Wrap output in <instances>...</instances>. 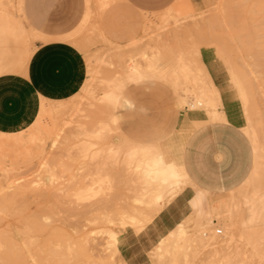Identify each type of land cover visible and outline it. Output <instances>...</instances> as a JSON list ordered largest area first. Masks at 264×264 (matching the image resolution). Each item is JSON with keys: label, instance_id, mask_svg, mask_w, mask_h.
Returning <instances> with one entry per match:
<instances>
[{"label": "rangeland", "instance_id": "1", "mask_svg": "<svg viewBox=\"0 0 264 264\" xmlns=\"http://www.w3.org/2000/svg\"><path fill=\"white\" fill-rule=\"evenodd\" d=\"M218 1L173 0L152 10L147 0H85L84 15L71 31L87 64L81 90L65 101L43 100L25 130L0 132V264H259L264 0H224L216 8ZM195 36L205 37L198 60L189 46ZM41 42L21 0H0V74L23 72ZM218 52L248 86L247 117L238 94L222 91L231 76ZM132 57L142 64L138 81L126 73ZM201 70L216 90L214 98L201 83ZM108 91L126 96L128 104L114 108L102 98ZM217 115H229L253 143L255 164L247 180L233 192L211 196L190 180L176 181L160 187L157 203L134 173L141 160L165 150L173 161L163 154L165 160L181 167L188 134ZM254 190L253 204H245ZM197 197L203 198L200 209L193 205ZM209 213L215 216L211 223ZM179 225L189 237L204 227L206 246L189 241L181 252L165 251L169 230ZM228 235L235 239L232 249L221 248ZM212 241L217 252L208 246Z\"/></svg>", "mask_w": 264, "mask_h": 264}, {"label": "crops", "instance_id": "2", "mask_svg": "<svg viewBox=\"0 0 264 264\" xmlns=\"http://www.w3.org/2000/svg\"><path fill=\"white\" fill-rule=\"evenodd\" d=\"M147 1L152 2V10H159L173 0ZM44 3L45 0H22L24 18L45 42L37 45L23 72L0 74V132L3 133L25 130L36 120L43 100L65 101L81 90L87 78L85 56L76 47L78 40L71 33L84 15L85 0L68 3L62 0L56 12L44 8ZM120 97L122 100L119 98L116 108L128 104L126 96ZM178 106L183 107L180 97ZM224 121L197 123L185 139L179 162L192 184L210 196L235 191L247 180L255 164L251 139L229 115ZM162 154L170 159L165 150ZM254 197L248 204H253ZM251 211L254 213L253 207ZM247 224L244 221L242 225Z\"/></svg>", "mask_w": 264, "mask_h": 264}, {"label": "bare ground", "instance_id": "3", "mask_svg": "<svg viewBox=\"0 0 264 264\" xmlns=\"http://www.w3.org/2000/svg\"><path fill=\"white\" fill-rule=\"evenodd\" d=\"M223 1L224 0H219L218 2H217V4L216 5H221L222 3H223ZM190 2V1H189ZM190 5V4H189ZM21 7H22V0H21ZM190 8L192 9V6L190 5ZM189 8V9H190ZM6 17V16H5ZM12 21H13V19H12ZM142 56H144V57H148L149 55L148 54H146L145 52L143 53V55ZM149 57H151V56H149ZM99 58V57H98ZM146 59H148V58H146ZM181 60H184V59H182V58H180ZM98 60V59H97ZM152 60V59H151ZM155 60H156V58H155ZM154 60V61H155ZM150 61V60H149ZM151 62H153V61H151ZM155 63V62H154ZM151 65V64H150ZM150 65H149V67H150ZM183 65V64H182ZM185 65H187V64H185ZM152 66V65H151ZM124 67H127L126 65L124 66V64H123V68ZM142 67V64L141 63H137L134 59H133V57L132 58H130V63L128 64V67H127V71H126V73H127V75H128V78L130 79V77H132V79H130V81H135V80H137L138 81V79H140L139 78V75H141V74H139V70H140V68ZM146 68V67H145ZM153 68V67H152ZM180 69H181V67H180ZM144 70V69H143ZM142 70V71H143ZM183 72H184V70H183ZM182 72V73H183ZM187 72V71H186ZM188 73V72H187ZM139 74V75H138ZM184 74H185V72H184ZM188 75V74H187ZM108 82V81H107ZM106 82V83H107ZM109 82L111 83L112 81L111 80H109ZM120 82V81H119ZM122 82V81H121ZM120 82V83H121ZM110 83H108V84H110ZM112 83H116L115 82V80L112 82ZM118 84V83H117ZM117 84H114V85H117ZM110 85H112V84H110ZM109 85V86H110ZM121 87V86H120ZM107 91V90H106ZM122 93V92H121ZM116 93H111L110 91H108V93H106V94H104V95H102L101 97L102 98H104V99H106V100H108V101H110V102H112V104H113V107L114 108H116V106H117V103H118V101H119V98H120V95H115ZM100 97V98H101ZM185 103V99L183 98V99H181V104H184ZM43 113V112H42ZM72 120V119H71ZM72 122V121H71ZM65 123V122H64ZM63 123V124H64ZM66 123H68V122H66ZM61 125V124H60ZM64 126H65V124H64ZM56 128V127H55ZM63 128V126L61 127V129ZM65 128V127H64ZM61 129H58V131H60ZM72 129V128H71ZM65 130V129H64ZM63 131V130H62ZM51 132V131H50ZM54 133H56V131H54ZM57 133H59V132H57ZM56 133V134H57ZM4 135V134H3ZM16 135V134H15ZM55 135V134H54ZM58 135V134H57ZM61 135V132H60V134H59V136ZM13 136V135H12ZM12 136H10V137H12ZM17 136H18V134H17ZM4 137H6V136H4ZM9 137V138H10ZM14 137V136H13ZM12 137V138H13ZM8 138V137H7ZM21 138V137H20ZM39 138V137H38ZM44 138H46V137H43L42 139H44ZM3 139V138H2ZM15 139H18V137L17 138H13V140L15 141ZM40 139V138H39ZM39 139H37V140H39ZM62 139V138H61ZM61 139H60V141H61ZM7 140V139H6ZM6 140H5V142H6ZM9 140H11V138L9 139ZM23 140V139H22ZM33 140V139H32ZM31 140V141H32ZM34 140H36L35 138H34ZM12 141V140H11ZM42 141H44V140H42ZM57 141H58V139H57ZM13 142V141H12ZM22 142V141H21ZM40 142V141H39ZM3 143H4V141H3ZM8 143V142H7ZM7 143H5V144H7ZM20 143V142H19ZM24 143V141L22 142V144ZM36 143V141L34 142V144ZM41 143H43L44 144V142H41ZM52 143V142H51ZM4 144V145H5ZM21 144V143H20ZM85 144V143H84ZM16 145H17V143H16ZM24 145V144H23ZM52 145L53 146H55V144H51V147H52ZM5 146H7V145H5ZM37 146V145H36ZM49 146V145H48ZM21 147H24V146H21ZM43 147V146H42ZM45 147V146H44ZM43 147V148H44ZM6 148V147H5ZM17 148V147H16ZM30 150L32 149V148H30V147H28ZM34 149L33 150H35V147H33ZM37 148V147H36ZM46 148V147H45ZM84 148V147H83ZM20 149V148H19ZM26 149H27V147H26ZM26 149H24V150H26ZM28 149V150H29ZM41 149V148H40ZM88 149V148H87ZM7 150H8V152H9V148H7ZM28 150H26V152H28ZM30 150H29V153H30ZM44 150V149H43ZM42 150V151H43ZM84 150V149H83ZM0 151H4V150H0ZM14 151V150H13ZM40 151V150H39ZM5 152H6V150H5ZM7 152V153H8ZM16 152H19V151H16ZM44 152V151H43ZM3 153V152H2ZM7 153H4L5 155H4V157H7V156H9V155H7L6 156V154ZM12 153V152H11ZM15 153V152H14ZM22 153V152H21ZM33 153V152H32ZM19 154V153H18ZM2 155V154H1ZM6 160V159H5ZM5 163V162H4ZM176 168H178V166L177 165H175L174 163H172V162H168V161H166L165 160V158H164V156H163V154L162 153H157V154H153L152 156H150V157H148V158H145V159H142L141 160V163L137 166V168L135 169V171H134V173L135 174H137L138 175V178L140 179L141 178V180H142V182L145 184V188L144 189H146V191L148 192V194L150 195V193H151V195H150V197L152 198V199H154V200H156L157 198H159L160 197V191H161V189H160V187H166V186H169V185H171V184H173L174 182H176L177 180L175 179V175H176V173H175V169ZM256 175H257V171H255L254 172V174H253V176H252V178L253 179H255L256 178ZM131 176V175H130ZM260 177V176H259ZM138 180V179H137ZM141 180H140V183H141ZM257 180V179H256ZM142 186V185H141ZM140 186V187H141ZM139 187V188H140ZM145 192V191H144ZM150 192V193H149ZM253 192V191H252ZM146 193V192H145ZM144 194V193H143ZM256 194H258V191L257 190H254V192H253V195L252 196H247V198H246V200H245V204H248V202L256 195ZM146 195V194H145ZM149 198V197H148ZM145 199V198H144ZM147 199V198H146ZM148 200V199H147ZM202 200H203V198L202 197H197V198H195L194 199V201H193V205L198 209H200L201 207V204H202ZM149 201H151V199L149 200ZM147 205H149V204H147ZM152 205H153V203H152ZM149 206H151V205H149ZM88 212V211H87ZM232 215H234L233 214V212H230V211H228L227 213H225V216H228V217H230V216H232ZM227 217V218H228ZM208 218H209V220H208V222H213L214 221V219H215V216L214 215H212V213H209V215H208ZM225 218V217H224ZM226 218V219H227ZM232 217H230V219H231ZM228 220V219H227ZM230 224V223H229ZM227 225V226H226ZM225 226L226 227H229V225L228 224H226ZM231 225V224H230ZM230 228V227H229ZM229 228H227V229H229ZM226 229V230H227ZM231 229V228H230ZM229 229V230H230ZM203 230H204V227H201V228H199L196 232H197V234L195 235V236H188V234H187V230H186V228L183 226V225H179L178 227H176V228H174V229H172V230H169V238H168V245H167V247H166V249H165V251H167V252H171V254H172V252L173 253H175V251H177V252H179V250H180V252L182 251L181 249L182 248H184L185 246H184V244L183 243H187V242H189V241H197V242H199L200 243V246H201V248H204L205 246H206V242H205V240H204V237H203ZM220 230V229H219ZM181 231L183 232V236H181ZM222 231V230H221ZM218 232V231H217ZM227 232H230V231H227ZM173 233H175L176 235L175 236H173L172 234ZM231 234H232V232H231ZM193 235V234H192ZM233 235V234H232ZM232 235H228L227 237H226V240H225V243H223L222 245H223V247H221V248H225V249H232V244H234V238L232 237ZM235 235V234H234ZM242 236V235H241ZM244 238V237H243ZM242 238V239H243ZM190 239V240H189ZM245 239V238H244ZM243 239V240H244ZM246 241V240H245ZM224 242V241H223ZM185 243V244H186ZM216 242H214V241H212L211 243H209V245L208 246H213L214 247V250L217 252L218 251V249L219 248H217L216 247V244H215ZM218 243V242H217ZM221 243V242H220ZM219 243V244H220ZM247 243V242H246ZM245 243V244H246ZM184 246V247H183ZM190 246V245H189ZM221 246V245H220ZM177 249H179V250H177ZM188 251V250H187ZM186 251V252H187ZM230 251V250H229ZM228 251V252H229ZM185 253V252H184ZM182 254V253H181ZM229 254H230V252H229ZM173 255V254H172ZM171 255V256H172ZM173 257V256H172ZM175 257V256H174ZM173 257V258H174ZM186 257V256H185ZM177 258V257H176ZM175 263V262H174Z\"/></svg>", "mask_w": 264, "mask_h": 264}, {"label": "snow or ice", "instance_id": "4", "mask_svg": "<svg viewBox=\"0 0 264 264\" xmlns=\"http://www.w3.org/2000/svg\"><path fill=\"white\" fill-rule=\"evenodd\" d=\"M61 2L62 0H45V3L43 4L44 8L47 9H51L53 12H56L57 10H59L61 8ZM64 3H68L71 2V0H63ZM214 7L219 8V5H215ZM41 22H43V18H41ZM56 33H53V36H56ZM205 39V37L203 36H195L192 37L189 40V46H190V51H191V55L193 58L198 60V56H197V46L199 42H202ZM217 60L218 62L229 71V75L231 76V80L229 81V87L222 89V91L226 94H230L232 92H235L238 94V99L240 100L242 106H243V114L247 117L248 116V112H247V108L250 102V96L248 93V86L246 85V83L235 73V71L232 70L230 63L228 62L227 58L225 56H223L222 54H220L218 52V56H217ZM211 67V66H210ZM200 77H201V83L203 86L206 87V90H210L212 92L213 98L215 97V92L216 90L214 89V87L211 85V81L209 80L208 76H207V71L206 70H201L200 72ZM130 79H132V77H130ZM261 83H262V94H264V73H262L261 75ZM230 98V96H229ZM262 101H264V95H262ZM216 120L218 122L221 123H226V121H224L222 116L217 115L216 116ZM175 179L179 182V181H183L185 183L189 182L190 177L186 171L185 168L183 167H178L175 169ZM261 183L262 185H264V172H262L261 174ZM160 202V198H158L157 203ZM261 215L262 217H264V198H262L261 200ZM173 236H175L176 234L173 233ZM183 232L181 231V236H183ZM179 250V249H177ZM222 264H235L234 261L232 260H228L226 259L225 261L222 262ZM259 264H264V238H262L261 240V245H260V261Z\"/></svg>", "mask_w": 264, "mask_h": 264}, {"label": "built area", "instance_id": "5", "mask_svg": "<svg viewBox=\"0 0 264 264\" xmlns=\"http://www.w3.org/2000/svg\"><path fill=\"white\" fill-rule=\"evenodd\" d=\"M218 234H221L222 233V231L221 230H218V232H217Z\"/></svg>", "mask_w": 264, "mask_h": 264}]
</instances>
